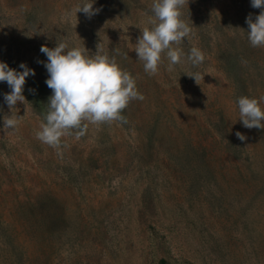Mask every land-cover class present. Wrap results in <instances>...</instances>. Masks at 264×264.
I'll return each mask as SVG.
<instances>
[{
	"label": "rangeland",
	"instance_id": "374dc122",
	"mask_svg": "<svg viewBox=\"0 0 264 264\" xmlns=\"http://www.w3.org/2000/svg\"><path fill=\"white\" fill-rule=\"evenodd\" d=\"M84 2L0 0V61L35 72L15 128H3L11 89L0 82V264H264V129L245 128L237 104L264 97V47L246 23L260 9L188 0L180 47L204 61L168 71L162 56L148 75L133 48L152 0H94L91 18L76 13ZM57 41L89 55L98 45L144 97L127 123L85 121L59 149L36 138L51 95L40 48Z\"/></svg>",
	"mask_w": 264,
	"mask_h": 264
},
{
	"label": "clouds",
	"instance_id": "9594fccd",
	"mask_svg": "<svg viewBox=\"0 0 264 264\" xmlns=\"http://www.w3.org/2000/svg\"><path fill=\"white\" fill-rule=\"evenodd\" d=\"M94 0H86L76 8L91 18L99 13L93 8ZM188 0H152V15L147 18L133 48L139 61L143 62L144 71L148 75L158 72L162 56H166L168 71L186 59L192 66H199L205 59L203 52L193 46L185 56L180 45L191 35V27L182 19V9ZM251 7L260 9L259 14L249 13L246 17L248 25L247 39L253 48L264 47V0H251ZM40 51L46 55L43 63L47 70V86L51 95L47 102V112L36 132L41 142L59 149L61 138L77 130L82 133L83 122L93 125L119 121L127 123L122 115L132 100H143L144 97L136 89L135 79L119 66L115 57H109L97 45L94 55H89L86 48L69 47L66 42H56L55 47L42 45ZM17 71L0 61V82H6L10 92L4 94V101L11 110V115L3 118V128H15L19 116L13 113L17 102L25 104L23 95L26 77L35 75L33 69L21 62ZM193 77L197 84L200 76L197 73H185ZM29 91H34L30 89ZM260 99L240 96L237 100L239 120L245 128L264 129V109ZM237 138L242 142L247 137L237 131Z\"/></svg>",
	"mask_w": 264,
	"mask_h": 264
},
{
	"label": "trees",
	"instance_id": "16d2710c",
	"mask_svg": "<svg viewBox=\"0 0 264 264\" xmlns=\"http://www.w3.org/2000/svg\"><path fill=\"white\" fill-rule=\"evenodd\" d=\"M37 103V102H36Z\"/></svg>",
	"mask_w": 264,
	"mask_h": 264
}]
</instances>
